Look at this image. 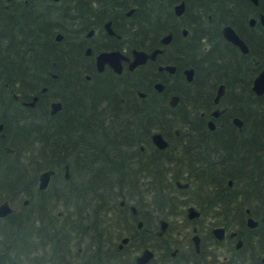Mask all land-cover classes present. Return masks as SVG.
Masks as SVG:
<instances>
[{
  "label": "flooded vegetation",
  "instance_id": "obj_1",
  "mask_svg": "<svg viewBox=\"0 0 264 264\" xmlns=\"http://www.w3.org/2000/svg\"><path fill=\"white\" fill-rule=\"evenodd\" d=\"M180 1H0L4 11L13 4L35 9L37 18L41 19L39 30L45 36L42 47L34 39L26 43V39L17 37L18 51L20 47L33 53L59 50L71 55L74 61L58 64L59 72L47 69L35 74L38 82L32 81L29 95L11 88L10 98H0V111L8 116H19L30 109L29 116L35 119L42 112L38 116H43L54 163L44 169L53 170L46 187L54 177L53 183H59L62 190V195H17L12 201L5 198L12 211L0 218L15 213L17 232L40 233L29 250L20 252V260L13 259L11 264H264V195H256L257 191L248 187L245 193L244 187L245 168L249 172L255 156L264 158V152L255 153L247 145L250 137L245 119L231 105L243 99V81H218V73L211 69L201 75L202 79L194 81L195 69L183 58L198 46L200 51H206L204 62L217 66L216 56L239 61L244 58L241 55L249 57L250 47L229 23L222 24L219 32L210 31L216 29L210 23L198 24L200 31H191L189 26L180 24L179 19L186 12V0L183 11L176 13L174 6ZM251 1L254 5L258 3ZM155 4L160 8L168 5L172 11L173 22L165 32H161L160 23H146ZM192 12L189 13L192 17L200 13L197 9ZM261 12L248 18L251 27L260 24L264 28L259 20ZM251 17L255 18L254 23L250 22ZM225 25L232 26L246 43L247 51L223 34ZM204 28L207 30L203 31ZM169 31L170 40L161 42ZM254 36L259 39L260 32H254ZM261 46L264 47V41ZM154 48L162 49L155 59L129 67L134 49ZM169 48L181 62L184 77L185 68L193 69L191 79L185 77L186 103L207 104V110L177 111L174 119L178 124L172 127L162 123L164 103L175 106L181 95L170 91L176 83L167 80L168 74L175 73L177 64L166 63L160 57ZM111 52L120 55L119 71L109 60L98 59ZM249 60L256 62L253 56ZM159 64H174L175 70L158 69ZM150 66L156 67L161 78L149 80V85L143 88L132 86L134 79L147 82L141 73ZM252 81L253 78L251 91L262 95L264 92L256 94L252 90ZM156 82L162 83L160 88L155 86ZM221 85V94L216 99ZM171 94L178 95L175 105L168 102ZM53 102L57 103L54 112ZM133 109L145 111L144 118L152 126L141 129L142 160L145 165H155L154 161L156 165L165 163L163 168L173 181V190L170 195L86 192L84 185L98 184L99 168L115 163L114 115L123 119ZM2 128L0 121V131ZM155 132H160L167 141L165 147L153 141ZM3 147L12 150L8 145ZM129 150L124 152L127 157L124 164L130 161ZM42 171L37 176L38 188ZM200 172L206 176L203 195H199L194 180ZM172 174L178 178H172ZM177 181L187 186H180ZM73 190L76 195L71 194ZM32 197L38 198L33 203L35 206L45 207L38 214L41 219H37L34 209L24 208L30 207Z\"/></svg>",
  "mask_w": 264,
  "mask_h": 264
},
{
  "label": "trees",
  "instance_id": "obj_2",
  "mask_svg": "<svg viewBox=\"0 0 264 264\" xmlns=\"http://www.w3.org/2000/svg\"><path fill=\"white\" fill-rule=\"evenodd\" d=\"M156 4L149 11L146 23L147 25L149 22L160 23L162 29L160 31L165 32L172 25V11L168 5H163L160 8ZM28 9L22 8V6L15 7L13 4L7 11L0 8V98H10L12 96L11 88L29 95L32 81L38 82L39 77L35 74L40 75L47 69L59 72L58 64L74 63L71 55L59 50H52L49 53L44 51L33 53L31 50H22L20 47L18 51V42H16L18 38L26 39V43H30L34 39L33 41L38 47H42L43 43L41 42L45 41V36L39 30L41 19L37 18L35 9ZM193 9H197L200 13L192 17L189 13H193ZM258 11L264 12V0H258L256 5L251 0H186V12L179 20L180 24L189 26L191 31H200L198 24L205 26L210 23L216 29L209 30L219 32V27L222 24L229 23L248 43L249 57H255L256 62L240 54L244 57L240 58L242 60L236 61L230 58L225 60L223 57L216 56L219 62L215 60L214 63L217 66L207 65L208 61L204 62L206 51H200L198 46L188 55H183V58L189 66H193L195 69L194 81L202 79L201 75L209 69L218 73V81L233 79L243 81L241 88L243 99L231 103V105L234 112L241 114L245 119V127L248 129V137H250L247 145L255 153L261 155L264 152V93L255 95L249 87L253 76L264 65V47L261 46L264 41V28L260 24L253 27L248 24V18L251 15H257ZM208 16H210V20H208ZM206 30L207 28L203 29V31ZM257 31L260 32L259 39L254 36V32ZM155 39L157 40V37ZM169 50L166 49L160 57L166 63L177 64L175 73L168 74L167 80L172 78L174 84L176 83V87L173 90L171 88L170 91L181 95L180 101L175 106L164 103L162 123L172 127L178 124L174 119V114L177 111L187 113L207 110V104L204 102L186 103L184 98L186 94L184 95L183 92L187 90V83L181 72L182 64L176 53H173V49L169 48ZM74 58L76 59L75 56ZM213 58L215 59V57ZM37 64L44 66L37 68L35 67ZM158 73L160 72L155 66H150L141 73L147 82L134 79L132 86L143 88L145 85H149V80L156 81L161 78ZM29 111L30 109L19 116L14 114L13 117L0 111V121L3 122V128L0 131V201L5 198L12 201L17 195H62L60 184L53 183L54 177L45 189L41 190L37 187L39 172L53 166L54 163L51 149L48 147L47 135L44 132L43 116H38L42 112L33 119L29 116ZM144 117L145 111L134 109L123 119L114 115L113 126L117 129L115 163L108 167H100L98 184L95 187L92 184L84 185L86 192L94 195H146V193H150L149 195H170L169 193L173 190V181L168 178L170 176L166 175L163 168L165 163L163 166L156 165L157 162L154 161L155 165H145L142 160V151L139 145L143 144L140 138L144 135L141 134V129L152 128L150 121L147 123V119ZM158 127L160 126L158 125ZM120 130L121 132H119ZM2 133L3 135H1ZM3 145L10 146L12 150L7 151ZM127 149H130V161H133L130 164V161L128 164H124V161H127L126 153H124ZM263 159L262 156H255L250 171L248 172L245 168V193L248 192L246 188L248 187L253 192L257 191L256 195L257 193L264 195ZM134 160H138V162H134ZM172 178H178V175L172 174ZM194 180L199 195H203L206 176L200 172ZM71 194L76 195V191L73 190ZM32 198L30 207L25 206L24 208L34 209L36 215L43 213L45 207L35 206L33 203L38 198ZM14 217L15 213H10L0 218V264H11L13 259L20 260V252L29 250L36 236H40L38 231L36 233L25 230L17 232ZM38 218L41 219V215H38ZM43 239L42 237L41 240Z\"/></svg>",
  "mask_w": 264,
  "mask_h": 264
},
{
  "label": "water",
  "instance_id": "obj_3",
  "mask_svg": "<svg viewBox=\"0 0 264 264\" xmlns=\"http://www.w3.org/2000/svg\"><path fill=\"white\" fill-rule=\"evenodd\" d=\"M255 3L257 2V0H253ZM184 1L181 0L179 3H177L174 6L175 12L176 13H181L184 9ZM259 20L261 22V24L264 26V12L259 13ZM250 22L254 23L255 22V18L251 17L250 18ZM222 32L223 34L230 39L231 41H233L234 43H236L237 45H239V47L241 48L242 51H247L248 47L246 45V43L240 38V36L235 32V30L232 28L231 25H225L222 28ZM171 38V31H169L167 34H165L162 38H161V42L163 43H167ZM162 49L161 48H154L151 51H145V50H133V54H132V59L129 62V67L133 68L135 65L139 64V63H143L145 62L147 59H155L158 52H161ZM99 60H109L110 62H112L111 64H113L114 68L119 71L121 69V64H120V55L118 54V52H111L109 54H103L98 56ZM158 69H166L169 72H174L175 70V65L174 64H159L158 65ZM192 68H185L184 69V73H185V77L190 80L192 77ZM162 85L161 82H156L155 86L157 88H160V86ZM221 88L222 85L219 88V91L217 93L216 99L220 96L221 94ZM252 90L256 93V94H262L264 92V67L253 77V81H252V85H251ZM139 94L143 95L144 93L139 91ZM178 100V95L176 94H171L169 97L168 102L171 105H175L176 102ZM56 106L57 103L53 102L52 103V112H54L56 110ZM238 120V119H237ZM152 139L153 141L159 146V147H165L167 145V141L162 137L160 132H155L152 134ZM10 150V148H8ZM53 172L52 169H48V170H44L40 173L39 175V183L38 186L40 189H43L47 186L49 179H50V175ZM177 184L180 186H187V183H181L179 181H177ZM12 211V207L9 205L8 201L5 199L3 201L0 202V216H4L7 213ZM144 256V254L142 255Z\"/></svg>",
  "mask_w": 264,
  "mask_h": 264
},
{
  "label": "rangeland",
  "instance_id": "obj_4",
  "mask_svg": "<svg viewBox=\"0 0 264 264\" xmlns=\"http://www.w3.org/2000/svg\"><path fill=\"white\" fill-rule=\"evenodd\" d=\"M169 82H170V83H171V82H172V83H174V81H173V79H172V78L169 80ZM189 192H190V191H189ZM178 193L180 194V192H179V191H178ZM178 193H177V194H178ZM149 194H150V193H148V194L146 193V195H149ZM188 194H189V193H188Z\"/></svg>",
  "mask_w": 264,
  "mask_h": 264
}]
</instances>
